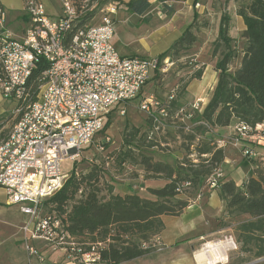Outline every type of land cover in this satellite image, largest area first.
Wrapping results in <instances>:
<instances>
[{"label":"built area","instance_id":"2783aa9c","mask_svg":"<svg viewBox=\"0 0 264 264\" xmlns=\"http://www.w3.org/2000/svg\"><path fill=\"white\" fill-rule=\"evenodd\" d=\"M58 1L62 13L51 17L41 0H26L30 25L21 35L7 27L4 11L0 10V90L5 99L17 102L18 116L8 137L0 142V187L10 204L19 205L21 212L30 216L21 229L31 258L41 263L46 260L29 245V237L63 249L65 264H104V242L81 241L70 235L62 220L48 213L41 215V206L63 187L67 177L64 163H75L83 157L95 135L105 127L110 112L138 97L152 75L167 71L173 62L170 58L127 57L120 53L113 42L114 3L106 7L102 23L79 26L85 11L75 0ZM41 65V84L34 96L30 82ZM175 97L173 91L169 99ZM160 106L153 95L141 103V108L154 118L156 129L163 124L155 115ZM204 109V101L198 99L179 110L177 117L186 124V131L196 124L206 125L203 121L192 124L195 115ZM159 113L168 116L165 107ZM109 142L106 136L97 144V150L104 151ZM218 143L225 145L224 140ZM232 143L264 168V123L255 127L237 123ZM221 176L222 171L212 175L208 187L216 188Z\"/></svg>","mask_w":264,"mask_h":264},{"label":"trees","instance_id":"16d2710c","mask_svg":"<svg viewBox=\"0 0 264 264\" xmlns=\"http://www.w3.org/2000/svg\"><path fill=\"white\" fill-rule=\"evenodd\" d=\"M78 1L85 0H75L77 6ZM111 1L113 0H103L102 3ZM126 6L130 11L142 14L150 8L151 3L150 0H131ZM78 8L80 9L79 6ZM0 10L4 11L1 2ZM237 13L246 26L244 55L239 68L231 72L230 65L234 55L226 17L216 43L218 47L222 41L226 48L225 54L216 64L219 71L218 83L203 113H197L192 120V124L203 121L208 126L196 124L191 131H186V124L180 121L177 113L187 105L174 109L178 102L177 95L174 99L167 98L165 102L159 100L161 106L158 111L165 107L168 112L165 118L175 115L180 124V133L190 145H194L203 134L209 137L208 142L197 147L198 157L202 158L200 163L184 161L172 164L155 160L142 151L157 146L152 137L153 131L142 133L139 128L133 127L124 135L118 160L123 164H140L146 172V180L152 178L166 181L163 187L149 188L152 198L137 192L115 193L114 186L108 187L106 195H101L99 184L104 169L95 165L86 174L73 173L63 187L45 201L47 213L62 220L64 229L70 235L81 241L105 243L101 250L104 264H122L148 255L151 248L146 244L165 230L162 217L181 215L189 206L190 200L208 185L209 178L226 157L224 149L218 147L211 132L234 123L243 122L253 127L264 123V0H246L240 4ZM93 14L84 12L79 26L90 23ZM196 24H192L160 59L188 54L198 41L194 30ZM42 68L41 65L36 69L30 82V90L34 96L39 91ZM202 73L203 69H200L194 78L199 79ZM150 117L154 123L153 129L159 130L160 128L156 129L154 118ZM1 127L2 125L0 129ZM134 148L139 152L136 153ZM214 189H218L228 215L233 218L242 215L249 217L238 225L243 235L242 241L249 243L259 238L264 242V168L258 164L249 172L242 185H237L232 179L220 177L218 186ZM183 194L187 198H183ZM263 256L264 246L257 258Z\"/></svg>","mask_w":264,"mask_h":264},{"label":"rangeland","instance_id":"374dc122","mask_svg":"<svg viewBox=\"0 0 264 264\" xmlns=\"http://www.w3.org/2000/svg\"><path fill=\"white\" fill-rule=\"evenodd\" d=\"M42 1L46 6L48 15L61 13V4L58 0ZM102 1H78L80 10L85 11V14L94 13L93 18L90 20L91 24L97 25L102 23L104 17L107 15L106 7L109 6L110 2L103 4ZM0 2L9 13L7 18L10 20L13 32L16 31L14 28H27L29 26V16L26 17L21 12L22 4L25 6V0H0ZM245 2L246 0H238V8L240 4ZM227 15L229 14L227 13ZM112 18L115 21L113 15ZM195 23H197L196 29H194L198 37L197 44H194L188 54H182L178 58L171 56L173 65L169 66L167 71L155 72L138 97L126 104L117 106L110 112L105 127L95 135L94 143L84 151L83 157L75 163L71 161L64 163L63 173H67V177L63 179V184L73 173L77 175L86 174L93 166L98 165L104 169V174H102L103 177L99 184L102 189L101 195H106L108 187L114 186L115 193L116 191L123 192L130 189L152 196L149 188L145 189V185L160 188L165 185L166 181L164 179L151 178L145 182L146 172L140 164L129 162L123 164L118 160L120 151L123 148L124 135L133 127L139 128L142 133L153 131L152 137L157 146L145 148L142 151L147 155L153 156L155 160L170 162L172 164L184 161L197 164L202 161V158L198 157L199 155L196 150L198 146H201V143L209 141L208 136L203 134L202 137L197 138L194 145H190L187 139L185 141L183 135L180 133V124L175 119L174 114L165 118L161 116L158 110H155V115L163 122L160 125V129L155 130L153 129L154 123L149 113L141 108L142 100L146 97L153 95L157 100L165 102L173 91H175L178 99L174 109L177 106L185 105L186 88L196 75V72L200 71V69L204 70L203 63L211 62L216 57L221 59L225 54L226 48L224 43L220 41L218 47L216 44L219 41L218 21L213 18L212 20L203 19L201 22L197 21ZM243 28L244 25L241 21H237L236 18L231 20L230 17L229 35L232 37L231 51L234 55L230 65L232 72L239 68L244 55L243 50L247 39ZM16 107V101L5 99L0 93V118L2 119L0 120V125H2L0 129V142L8 136L18 118L15 112ZM123 111L125 113H122ZM216 131L211 132L213 138L216 140L218 147L224 149L225 160L228 158L230 164H226L224 160L220 164V167L215 170L214 174L217 171H222V179H227L229 175L240 178L242 175L241 170L247 169L246 167L248 169L251 168L249 161L252 159L244 156L241 146L236 147L233 145V129L224 130L223 132L216 129ZM106 136L110 137V142L106 144L105 150L100 152L97 150V144L103 141ZM217 140H224L225 145L221 146ZM134 151L136 153L139 152L135 148ZM91 158H93L94 162L90 160ZM234 163H236V166H231ZM251 163L255 167L260 164L257 160H252ZM213 189L206 185L199 193L202 194L205 191L201 198L197 195V197L190 200V203L198 198H200V201L203 199L208 200L211 194L210 191ZM182 197L187 198L186 194H183ZM47 199L48 197L41 206V215H45L48 212V208L44 204ZM204 209L205 211L208 210V205H204ZM206 214V223L199 224L196 231H193L186 238L166 243L161 238L162 234L155 236L146 244L151 248V252L148 255L122 264H197L195 253L210 241H228L231 243V248L227 252V262L218 264H264V256L257 258L258 253L263 249L264 242L259 240V238L249 241V243L242 241L243 235L238 229V225L249 218L247 215L233 218L226 213L225 206L221 210L207 211ZM21 220L19 205L10 204L6 191L0 187V264H10L6 256H10L11 259L14 256L21 257L22 262H18L17 264L25 263L27 252L26 241L23 238V231L18 234L16 233L18 232ZM19 238H23L24 244L18 241ZM28 243L34 246V242L31 239H29ZM42 254L46 259L43 264H56L59 261L60 254L57 249L52 247L47 248L43 250Z\"/></svg>","mask_w":264,"mask_h":264},{"label":"crops","instance_id":"0c3cea01","mask_svg":"<svg viewBox=\"0 0 264 264\" xmlns=\"http://www.w3.org/2000/svg\"><path fill=\"white\" fill-rule=\"evenodd\" d=\"M130 1L131 0L111 1L116 7V12L113 14L115 19V36L113 42L119 52L127 57H161V55L168 51L174 42L178 40L193 23L197 21L201 22L203 19H216V21H218L217 27L220 31L226 17L228 18V21H230V17L231 20L236 18L237 21H241L244 25L243 29H246L242 17L237 13L238 0H150V8L142 14L134 13L127 8L126 3H129ZM21 12L28 17L23 4ZM227 13L229 15H227ZM60 14L57 13L50 15H52L51 17H57ZM8 16L9 13L4 8L5 22L7 27L11 29L12 27L10 20L7 18ZM27 28H14L16 30L14 33H20L17 35H21ZM167 58L171 59V57ZM219 59L216 57L211 62L203 63L204 70L202 76L199 79L193 78L186 88L185 105H192L198 99H202L204 101V106L206 107L210 102L218 83L219 71L216 69V64ZM0 93L2 94L1 90ZM236 124L237 123H234L228 127L219 128L218 130L223 132L224 130L233 129L234 131ZM251 161L252 160L249 161L251 168L248 169V167H246L247 169L241 170L242 175L240 178H237L234 175H229L226 180L232 179L237 185H242L248 178L249 172L255 168ZM225 162L226 164H230L228 158H226ZM236 163L231 166H236ZM146 181L147 180H145V182ZM148 188H150V186L145 185V189ZM132 192L136 191L130 189L123 192L116 191V193L121 194ZM204 192L199 194L200 198ZM137 193L152 198V196H148L143 192ZM210 193L208 200L201 199L202 201H200V198L196 199L189 204L181 215L162 217L165 223V230L163 231L161 238H163L166 243L186 238L192 234L193 231H196L198 225H202L206 221L207 211L221 210V208H224L225 203L220 199L218 189H213ZM204 205H208V210L205 211ZM19 212L22 220L19 223L18 232H16L17 234L22 232V226L25 225L30 218L29 215L21 212L20 206ZM13 234L15 235V233ZM23 238H25L24 240L26 241L27 237L24 233ZM23 238L18 239L22 244H24ZM29 239H31V237H29ZM31 240L34 242V247H36L41 253L43 250L51 248V246L42 240ZM57 251H59L60 255L59 261L56 264H65L67 260L65 251L63 249H57ZM6 257L10 264L22 262L21 257L14 256L13 259H11L10 256ZM30 261L33 264H43L46 260L41 263L36 257L31 258L27 251L24 264H29Z\"/></svg>","mask_w":264,"mask_h":264},{"label":"bare ground","instance_id":"6f19581e","mask_svg":"<svg viewBox=\"0 0 264 264\" xmlns=\"http://www.w3.org/2000/svg\"><path fill=\"white\" fill-rule=\"evenodd\" d=\"M228 241H210L195 253L197 264H218L227 262V252L230 250Z\"/></svg>","mask_w":264,"mask_h":264}]
</instances>
